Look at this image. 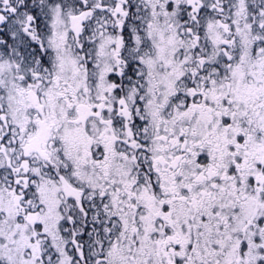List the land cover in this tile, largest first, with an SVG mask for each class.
<instances>
[{
	"label": "snow or ice",
	"instance_id": "1",
	"mask_svg": "<svg viewBox=\"0 0 264 264\" xmlns=\"http://www.w3.org/2000/svg\"><path fill=\"white\" fill-rule=\"evenodd\" d=\"M0 264H264V0H0Z\"/></svg>",
	"mask_w": 264,
	"mask_h": 264
}]
</instances>
